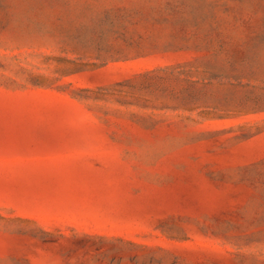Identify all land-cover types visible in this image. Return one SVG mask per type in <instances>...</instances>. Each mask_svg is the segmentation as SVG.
<instances>
[{"label": "rangeland", "instance_id": "obj_1", "mask_svg": "<svg viewBox=\"0 0 264 264\" xmlns=\"http://www.w3.org/2000/svg\"><path fill=\"white\" fill-rule=\"evenodd\" d=\"M0 264H264V0H0Z\"/></svg>", "mask_w": 264, "mask_h": 264}]
</instances>
